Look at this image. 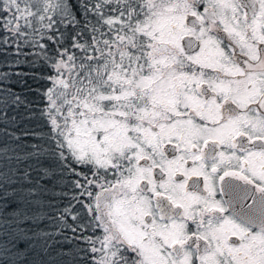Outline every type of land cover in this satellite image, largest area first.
I'll return each mask as SVG.
<instances>
[{
  "label": "snow or ice",
  "instance_id": "1",
  "mask_svg": "<svg viewBox=\"0 0 264 264\" xmlns=\"http://www.w3.org/2000/svg\"><path fill=\"white\" fill-rule=\"evenodd\" d=\"M0 35L52 69L40 143L0 89V264H264V0H0Z\"/></svg>",
  "mask_w": 264,
  "mask_h": 264
},
{
  "label": "trees",
  "instance_id": "2",
  "mask_svg": "<svg viewBox=\"0 0 264 264\" xmlns=\"http://www.w3.org/2000/svg\"><path fill=\"white\" fill-rule=\"evenodd\" d=\"M81 3H83V0H81ZM79 15L81 20H84L85 14L82 7ZM88 18L91 19V14ZM37 28H40V26L37 25ZM29 31L31 32V30ZM82 35L85 39L88 38L87 33ZM36 38L39 39V36ZM40 42L43 43L44 41L41 40ZM24 43L23 41L13 42L10 39L8 44H3V35H0V73L8 74V79L0 82V89L11 90L13 93L26 98L29 102L27 106H10L5 115L10 118L7 125L9 132L23 128L30 133H35V135L25 138V142L31 145L40 143L42 137L48 131V125L41 116V112L44 111L46 105L43 92L51 86L46 77L52 74V69L48 65L32 66L30 63H23L26 59L29 61L34 59L31 55L34 49L21 46ZM72 51L79 52L77 49H72ZM2 123L3 121H0V124ZM16 135L19 136L21 133L16 131ZM49 187L52 188V185L49 184ZM53 192L54 195L50 196L51 206L45 207L44 211L47 215L40 222V227L46 231L59 233L60 229L53 227L55 218L63 212L64 206L72 199L73 193L69 188H63V186L54 188ZM64 192L67 193L66 196L63 195ZM67 235L70 238L72 233L67 231ZM55 238L57 245L69 242L62 235H57Z\"/></svg>",
  "mask_w": 264,
  "mask_h": 264
},
{
  "label": "rangeland",
  "instance_id": "3",
  "mask_svg": "<svg viewBox=\"0 0 264 264\" xmlns=\"http://www.w3.org/2000/svg\"><path fill=\"white\" fill-rule=\"evenodd\" d=\"M67 201H68V198H67ZM66 205H67V204H66ZM66 205H65V206H66ZM65 206H64V207H65Z\"/></svg>",
  "mask_w": 264,
  "mask_h": 264
},
{
  "label": "flooded vegetation",
  "instance_id": "4",
  "mask_svg": "<svg viewBox=\"0 0 264 264\" xmlns=\"http://www.w3.org/2000/svg\"><path fill=\"white\" fill-rule=\"evenodd\" d=\"M249 202H250V201H249ZM72 235H73V234H72ZM72 235H71V237H72ZM71 237H70V238H71Z\"/></svg>",
  "mask_w": 264,
  "mask_h": 264
}]
</instances>
